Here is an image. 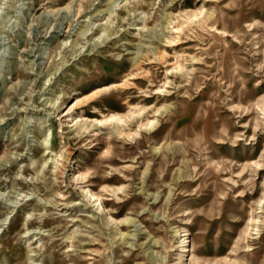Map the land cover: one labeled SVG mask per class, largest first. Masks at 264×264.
Listing matches in <instances>:
<instances>
[{"label": "rangeland", "instance_id": "1", "mask_svg": "<svg viewBox=\"0 0 264 264\" xmlns=\"http://www.w3.org/2000/svg\"><path fill=\"white\" fill-rule=\"evenodd\" d=\"M0 264H264V0H0Z\"/></svg>", "mask_w": 264, "mask_h": 264}]
</instances>
